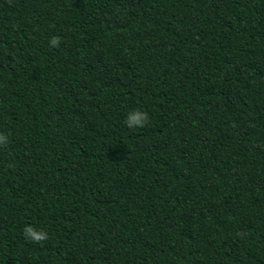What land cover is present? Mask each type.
<instances>
[{"label":"trees","instance_id":"obj_1","mask_svg":"<svg viewBox=\"0 0 264 264\" xmlns=\"http://www.w3.org/2000/svg\"><path fill=\"white\" fill-rule=\"evenodd\" d=\"M0 133V264H264V0H0Z\"/></svg>","mask_w":264,"mask_h":264},{"label":"clouds","instance_id":"obj_2","mask_svg":"<svg viewBox=\"0 0 264 264\" xmlns=\"http://www.w3.org/2000/svg\"><path fill=\"white\" fill-rule=\"evenodd\" d=\"M60 40L61 37L59 36H53L49 42L50 47H59L60 46ZM150 122V116L146 111H142L140 109H134L130 111L126 118L124 123L130 128V129H137L145 127ZM8 143V136L0 133V147L6 146ZM23 234L26 240L37 243V244H43V242L47 241L50 236L46 229L40 228L37 229L33 225H25L23 229Z\"/></svg>","mask_w":264,"mask_h":264}]
</instances>
